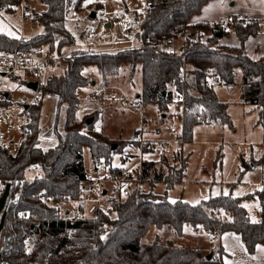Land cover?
<instances>
[{
  "label": "trees",
  "instance_id": "trees-1",
  "mask_svg": "<svg viewBox=\"0 0 264 264\" xmlns=\"http://www.w3.org/2000/svg\"><path fill=\"white\" fill-rule=\"evenodd\" d=\"M46 8L34 13L33 18L44 25L45 32L28 39L26 47L49 44L55 50L59 41V50L65 42H72L73 37L65 27V20L73 0H41ZM209 0H148L150 11L141 29L145 39L157 37L162 41L174 42L177 31L183 37L181 52L187 55L188 70L186 81L180 80L182 59L171 56L177 50H165L156 53L150 49L128 48L116 52L86 53L75 52L66 57V67L61 73L49 76L47 88L60 96L57 117L63 106H66L65 118L61 121L62 132H57L59 145L43 151L36 147L38 143L39 110L30 108L32 115V137L29 143L22 144L16 151L0 149V175H23V169L30 162L39 163L44 176L41 179L27 180L18 209L35 217L54 215L55 209L42 199L43 192L51 197L72 196L80 194V183L87 172L83 162V149L90 147L91 156L96 160L108 158L110 164L113 143L99 130L92 131V123L86 119L76 120V111L80 100L78 90L88 84L83 71L87 65L96 64L102 76L115 74L123 64L130 63L134 69L141 67L143 89L141 92L144 104H159L161 110H167L168 98L177 95L180 107L185 98L183 114V134L185 141L192 139V127L201 120L205 123L230 122L227 104L218 98L216 89L210 80L224 86H235L238 74L242 75L243 99L255 104L260 109V123L264 125V65L245 54V43L249 37L257 34L258 25L250 24L235 28L240 43L229 45L219 41L218 31L209 22H192V17L201 12ZM82 0H77L78 8ZM20 0H0V9L13 10ZM18 38L0 31V49L12 48ZM60 53V52H59ZM118 70V71H117ZM172 86V89H171ZM166 92V96L163 95ZM178 96L180 99H178ZM59 118L57 125L59 124ZM145 152H154L152 146L144 147ZM159 174L156 173L157 162L145 161L142 180L149 179L154 187L157 182L166 185V191L185 176L187 157L183 149L171 154H162ZM170 161L177 168L176 173L163 170L170 167ZM171 168V167H170ZM113 174L121 172L113 169ZM153 170L152 177L149 173ZM165 172H168L165 175ZM176 175V176H175ZM176 177V179L173 178ZM149 195L139 188L133 189L125 201L113 202L115 216H100L108 224L103 236L93 234V225L100 222L82 224L77 231L76 240L64 243V252L56 260L60 263L72 261L73 264H211L214 262V249H203L190 246H176L172 243L162 244L157 240L147 242L145 235L152 225H167L177 235H183L186 226L194 229L203 226L208 230L220 228L222 231L233 230L241 235L249 252H254L258 243L264 244V188L256 193L260 200V219L253 221L248 210L241 204L244 197L219 195L191 204L182 199L170 200L165 195ZM9 212L6 214V221ZM21 226V225H19ZM32 229L31 223L23 225ZM1 235L0 250L5 244L6 227ZM21 228V227H20ZM52 238L57 236L49 234ZM50 237L38 242L35 254H47L51 243ZM95 240V242H94ZM96 243V244H95ZM81 251L85 255H76ZM60 252V249L56 252ZM211 254V259L207 256ZM85 256V257H84ZM55 260V259H54Z\"/></svg>",
  "mask_w": 264,
  "mask_h": 264
},
{
  "label": "rangeland",
  "instance_id": "rangeland-1",
  "mask_svg": "<svg viewBox=\"0 0 264 264\" xmlns=\"http://www.w3.org/2000/svg\"><path fill=\"white\" fill-rule=\"evenodd\" d=\"M76 1L73 0L65 20V27L73 37V41L63 43L60 50V44L57 41L55 44L57 53L60 52L61 55L75 52L110 53L138 46L146 0H82L78 8L75 6ZM27 5L29 7L27 15L23 13L21 0L18 5L13 7V10L1 8L0 29H4L10 34L19 35L23 32L26 41L43 34L45 32L44 25L33 17V20H30L29 15L44 10L45 4L41 0H27ZM263 8L264 0H210L201 12L193 17V21L209 20L217 23L219 41L238 44L239 38L236 32L227 31L228 29L224 28L227 31L224 33L220 29L221 18L235 13H250L260 16ZM26 18H28L27 22L23 24V19ZM90 32H95L96 36L91 38ZM90 39L96 42L94 46L88 45ZM260 43L261 36L259 34L249 37L245 46V54L253 59L260 58ZM176 46L175 48H177ZM65 67L66 62L61 60L57 62L51 72L59 74ZM118 70L115 74L109 75L108 73L106 77H103L96 64L87 65L83 73L89 83L78 90L80 104L75 113L76 120L95 117L99 131L106 135L110 143L116 145L110 154V164L105 163L108 158L104 157L99 159V164H96L97 161L91 156L90 147L85 146L83 162L86 172L109 177L121 175V177L127 178L130 176L136 179L129 191L124 194L119 191L117 183L107 182L105 184L103 207L108 212H104V214L115 216L112 203L125 201L129 192L137 187L149 195H162L161 197L166 195L170 200L182 199L191 204H198L202 200L219 195L244 197L253 194L254 197L243 199L241 204L248 210L250 218L253 221L257 220L260 200L256 193L264 188V125L259 121L260 109L242 97L241 73L238 74L235 86L216 88L221 101L227 104L230 122L202 124L198 121L193 125L192 139L185 141L183 147V155L187 157L188 162L185 176L181 181L175 183L173 188L166 191L162 182H157L156 187H153L148 178L143 181V175L139 174L142 157L145 161H156V173L159 174L162 153L155 149L154 152L141 154L138 144L141 137L150 140H173L183 134L182 99L179 107L177 95L168 98L165 101L168 106L165 111L161 110L159 104L149 103L146 105L140 96L142 73L139 71V65L134 69L133 65L126 63ZM93 82L96 83L93 84ZM8 83L16 93L26 92L23 87L18 86V81L12 83L9 80ZM99 86L104 87L103 92H98ZM178 99H180L179 96ZM59 101L60 96L54 93V96H45L35 104L40 116V132L36 147L43 151L54 149L59 145L57 132H62L61 121L65 118L66 108L63 106L60 116L57 117ZM128 101L131 102V105L127 104ZM58 118L60 122L57 125ZM168 166L163 165V170L170 171L171 169L176 173L177 168L173 161H170L171 168ZM113 169L121 172H117L115 175ZM167 173L165 172V175ZM152 174L153 170L149 175L152 177ZM173 178L176 179L174 176ZM84 194L80 190L78 197ZM17 211L21 212L19 209ZM46 216L51 217L50 215ZM19 225H17L18 241L8 242L5 250V256L11 262H21L27 257L26 235L24 234L25 230H29L23 226L25 223ZM5 227L7 235V225ZM107 227L108 224L103 220L100 221L99 226L93 225L92 232L94 236L99 234L104 239ZM161 228L152 225L144 240L147 242L157 240L162 244L170 242L173 245H176L175 243H192L189 238L185 240L179 237L167 225ZM46 236L50 237L49 234L44 237ZM77 237L76 234L69 246H72V241ZM51 239L54 242L51 243L49 252L44 255H40L39 251L35 254L37 244L41 240L35 241L32 258L47 260L49 264H73L72 261L60 263L56 260V257L60 256L65 248H60V252L57 254L56 252L59 250L57 247L58 238L52 237ZM197 239H199L198 236L193 237L194 242ZM205 244L206 246L211 245V242L207 239ZM7 249L10 251L9 254ZM55 249L57 250L55 251ZM75 253L74 256L85 255L81 251Z\"/></svg>",
  "mask_w": 264,
  "mask_h": 264
},
{
  "label": "built area",
  "instance_id": "built-area-1",
  "mask_svg": "<svg viewBox=\"0 0 264 264\" xmlns=\"http://www.w3.org/2000/svg\"><path fill=\"white\" fill-rule=\"evenodd\" d=\"M22 10L24 15H27L29 7L27 0H21ZM150 11V5L146 0L144 6V20L145 21ZM33 20V15H29ZM28 18L23 19L25 24ZM142 22V23H143ZM250 24H257V33L261 36L260 58L256 59L259 64L264 65V8L260 16H255L249 13L246 14H232L230 16H224L221 18L220 29L227 28L229 30H235L238 26H246ZM211 25L218 29V25L212 22ZM178 37L180 36L177 31ZM91 38L95 37V32H90ZM178 37L176 39H178ZM140 42L136 48L150 49L156 53L165 52V50L174 49L175 41H162L157 37L151 39H145L142 33V29L139 32ZM26 39L24 33L18 38L17 43L12 48L0 49V149H9L16 151L22 144L29 143L32 137V115L30 108L39 102L43 97H52L54 93L47 88L49 76L51 71L56 67L57 62L64 60L68 55H61L55 50H52L48 44L38 46L26 47ZM96 42L93 39L88 41V45L94 46ZM91 53V52H88ZM173 57H179L182 59V70L179 75L181 81H186L188 62L187 55L181 52V48L171 54ZM15 79V80H14ZM11 80L18 81V86L23 87L26 92L16 93L15 89L8 83ZM36 83V88L28 86V83ZM210 84H213L210 81ZM221 84V83H220ZM103 88L99 87L98 92H102ZM128 105L131 102L128 101ZM182 110H185V98L182 97ZM202 124H205L204 120H201ZM98 124L95 122L91 128L92 131H97ZM152 146L160 151L162 154H169L173 151H180L184 147V140L180 136L173 140H150L141 139L139 148L141 154L144 151V147ZM157 147V148H156ZM145 159L141 158V164L139 174L143 175V164ZM44 173L39 163L30 162L23 169V175H14L10 177L0 175V198L4 194L5 188L9 185L8 195L6 203L11 199L9 212V218L6 221L4 227L7 225V235L5 238V249L0 255V264H49L44 259L35 260L32 258L35 241L42 240V238L51 234L58 238V249L62 244L67 243L75 239L79 226L82 224L100 222V216L104 212L103 197L105 191V184L107 182H115L119 185V191L126 193L131 186L136 182L133 177L127 178L119 176L109 177L96 173L86 175L85 179L81 181V191L84 195L80 197L61 196L51 197L47 192H43L42 199L52 208H54L55 214L51 217H35L29 215V213L21 211L18 212V205L21 202L24 192V186L27 180L41 179ZM26 222H33L32 229L30 231L25 230L26 235V255L27 257L21 262H11L5 256V250L8 242L18 241L17 225ZM26 229V228H25ZM222 232L219 228L214 229L212 236L214 240H218ZM9 245H11L9 243ZM57 249H55L56 251ZM9 254V250L7 249Z\"/></svg>",
  "mask_w": 264,
  "mask_h": 264
},
{
  "label": "crops",
  "instance_id": "crops-1",
  "mask_svg": "<svg viewBox=\"0 0 264 264\" xmlns=\"http://www.w3.org/2000/svg\"><path fill=\"white\" fill-rule=\"evenodd\" d=\"M193 17H192V22H194L193 21ZM196 22H209V23H212L209 20H202V21H196ZM108 25H110V24H108ZM0 31L3 32V33L8 34L9 36L16 37V38H19L21 36V34H19V35L18 34H10L9 32H6V30H4V29H0ZM222 31L224 33L227 32V31H234L235 32V30H229V29L226 31V30H224V28L222 29ZM182 43H183V37H179L176 40V44L174 45V49L179 50L180 45H182ZM221 43H225V42H221ZM239 43H240V40H239ZM226 44L238 45V44H232V43H226ZM175 46L177 48H175ZM245 46H246V43H245ZM135 47H133V48H135ZM139 71H141V67H139ZM141 79H142V76H141ZM210 81H212V80H210ZM95 83L96 82H93V84H95ZM212 83H213V86L215 87V89L217 87L219 88V87H223L224 86V85H222L220 83H217V82H214V81H212ZM99 87H102L103 91H104V87L103 86H99ZM142 89H143V81H142ZM242 97H244L243 93H242ZM218 98H219V96H218ZM179 114H181V112H179ZM181 117H182V114H181ZM182 120H183V118H182ZM141 139H146V138H142L141 137L140 140ZM138 146H139V144H138ZM159 183H161V182H159ZM163 184L165 185V183H163ZM165 187H166V185H165ZM172 201H174V200H172ZM260 209H261V205H260ZM259 219H260V214L258 215V218L255 221H258ZM157 228H159V227H157ZM160 229H162V228H160ZM212 233H213L212 230L209 231L208 229L204 228L203 226H199L196 229H194L192 226L188 225L185 228L184 234L183 235H178V236L184 238L185 240H187L189 238L190 239L189 241L192 242V243H190V244H182V243L178 244V243H175V242L174 243L176 245H178V246L187 245V246H190V247H199V248H203V249H214L215 253H214V257L213 258L216 259V260H214V262H212L211 264H264V244L258 243L257 246H256V250L251 253V252L248 251L244 241L242 240L241 235L238 234L237 232H235L233 230L222 231V234H221V236H220V238L218 240H214L212 238L213 237ZM194 236H198V238H199L195 242L193 241V237ZM207 239L211 242V245H207L206 246L205 243H206Z\"/></svg>",
  "mask_w": 264,
  "mask_h": 264
},
{
  "label": "water",
  "instance_id": "water-1",
  "mask_svg": "<svg viewBox=\"0 0 264 264\" xmlns=\"http://www.w3.org/2000/svg\"><path fill=\"white\" fill-rule=\"evenodd\" d=\"M28 86L29 87H32V88H36V83L30 82V83H28ZM163 95H166V92H163ZM93 120H94L93 117L87 118L86 123L87 124H90V123L93 122ZM112 148L115 149L116 148V145L114 144L112 146ZM8 190H9V185L6 186L5 191H4V194L0 198V214H1V217H0V231H2V229L4 228L5 217H6L7 211L9 209V207H10V204H11V199H9L8 202L6 203V199H7V195H8ZM5 246H6V244H4V247L0 250V255L3 253V251L5 249ZM211 257H212L211 254H209L207 256L208 259H211Z\"/></svg>",
  "mask_w": 264,
  "mask_h": 264
},
{
  "label": "flooded vegetation",
  "instance_id": "flooded-vegetation-1",
  "mask_svg": "<svg viewBox=\"0 0 264 264\" xmlns=\"http://www.w3.org/2000/svg\"><path fill=\"white\" fill-rule=\"evenodd\" d=\"M0 217H1V214H0ZM4 229H2V231H0V238H1V235L4 233ZM5 238H6V236H5Z\"/></svg>",
  "mask_w": 264,
  "mask_h": 264
}]
</instances>
